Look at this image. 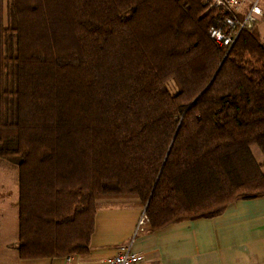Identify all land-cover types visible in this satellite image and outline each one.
<instances>
[{"label": "trees", "instance_id": "1", "mask_svg": "<svg viewBox=\"0 0 264 264\" xmlns=\"http://www.w3.org/2000/svg\"><path fill=\"white\" fill-rule=\"evenodd\" d=\"M211 2L0 0L18 259L87 254L105 200L143 208L152 232L264 196V42L221 47Z\"/></svg>", "mask_w": 264, "mask_h": 264}, {"label": "crops", "instance_id": "2", "mask_svg": "<svg viewBox=\"0 0 264 264\" xmlns=\"http://www.w3.org/2000/svg\"><path fill=\"white\" fill-rule=\"evenodd\" d=\"M256 29L264 42V16ZM255 147L256 160L264 164L263 153ZM16 184L13 199L0 202V264H91L115 257L125 245L143 257L139 264H264V196L238 200L214 218L187 220L152 232L145 225L139 229L144 209L137 204L105 206L96 214L87 254L20 260L12 248L19 231Z\"/></svg>", "mask_w": 264, "mask_h": 264}, {"label": "built area", "instance_id": "3", "mask_svg": "<svg viewBox=\"0 0 264 264\" xmlns=\"http://www.w3.org/2000/svg\"><path fill=\"white\" fill-rule=\"evenodd\" d=\"M263 0H212L210 9L221 18L220 24L210 30L211 37L224 49L229 50L243 30H255L264 16ZM147 221L143 216L139 222L141 229ZM143 257L134 253L131 246H121L115 257L91 264H139ZM69 262L71 260L69 259ZM83 264V263H78Z\"/></svg>", "mask_w": 264, "mask_h": 264}, {"label": "rangeland", "instance_id": "4", "mask_svg": "<svg viewBox=\"0 0 264 264\" xmlns=\"http://www.w3.org/2000/svg\"><path fill=\"white\" fill-rule=\"evenodd\" d=\"M171 89L172 92H175V89L173 87H171ZM255 148L259 150V148ZM17 181V168L13 164L9 163V161H0V202L4 197H7L8 200L13 199V192L14 190H16ZM103 203L106 206H110L114 204H120V201L105 200ZM143 212L141 217L143 216ZM16 240L17 239L15 238V241ZM0 255V257L3 259V255L1 254V252Z\"/></svg>", "mask_w": 264, "mask_h": 264}]
</instances>
